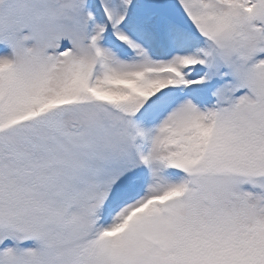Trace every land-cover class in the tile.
Segmentation results:
<instances>
[{
	"label": "snow or ice",
	"instance_id": "obj_1",
	"mask_svg": "<svg viewBox=\"0 0 264 264\" xmlns=\"http://www.w3.org/2000/svg\"><path fill=\"white\" fill-rule=\"evenodd\" d=\"M0 264H264V0H0Z\"/></svg>",
	"mask_w": 264,
	"mask_h": 264
}]
</instances>
